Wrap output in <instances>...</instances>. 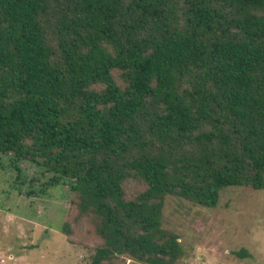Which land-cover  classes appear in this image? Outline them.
Masks as SVG:
<instances>
[{
    "label": "trees",
    "instance_id": "obj_1",
    "mask_svg": "<svg viewBox=\"0 0 264 264\" xmlns=\"http://www.w3.org/2000/svg\"><path fill=\"white\" fill-rule=\"evenodd\" d=\"M0 153L69 180L85 264H176L167 195L264 190V0H0Z\"/></svg>",
    "mask_w": 264,
    "mask_h": 264
},
{
    "label": "rangeland",
    "instance_id": "obj_2",
    "mask_svg": "<svg viewBox=\"0 0 264 264\" xmlns=\"http://www.w3.org/2000/svg\"><path fill=\"white\" fill-rule=\"evenodd\" d=\"M71 197L67 178L0 153V264L87 263L99 243L88 220L69 237L61 232ZM162 226L183 245L176 264H264V190L228 187L213 207L167 195Z\"/></svg>",
    "mask_w": 264,
    "mask_h": 264
}]
</instances>
